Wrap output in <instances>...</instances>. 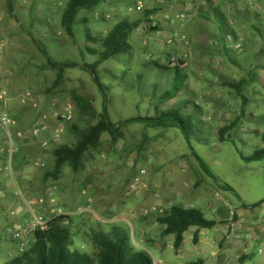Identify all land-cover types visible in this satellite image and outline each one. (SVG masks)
<instances>
[{
  "label": "rangeland",
  "instance_id": "rangeland-1",
  "mask_svg": "<svg viewBox=\"0 0 264 264\" xmlns=\"http://www.w3.org/2000/svg\"><path fill=\"white\" fill-rule=\"evenodd\" d=\"M227 1L231 0H217L222 4L220 7L226 5L228 8ZM233 1L231 5L236 8ZM68 2L0 0V95L6 94L0 103L17 113L11 115L3 109L0 114H7L12 124L16 122L22 127L19 132L24 138L11 130L15 147L19 140H32L39 145L34 141L37 137L42 143L51 144L53 151L65 145L74 146L79 134L99 122L105 106L111 122L120 127L119 139L114 142L111 135L104 134L99 146L85 154L78 175L68 167L64 169L67 172L63 180L68 186L75 182L73 187H93L83 194L73 195L81 202L78 206L95 196L98 202L130 212L128 217L134 216L137 210L152 207L159 216L164 211L160 213V208H156L159 207L157 199L141 205L137 203L143 194H151L148 190L154 182L160 190L168 183L173 184L176 191L166 196L167 205L194 208L207 220H214L208 204L196 201L187 205L179 199L181 191H187L185 185L189 184V179L190 183L200 180L212 191L216 185L230 186L233 191L222 190L219 191L221 198L214 196L216 204L221 203V199L240 206L264 204V162L247 164L242 160L243 155L250 156L263 147L260 137L264 131V82L250 75L255 65L263 60L256 57L258 49L254 44L250 46V38L252 41L258 39L253 36L256 32L250 29V19L254 11L264 12V0H240V3H247L243 5L244 22L243 13L235 16L233 9L226 14L225 24L214 14L212 21L203 20L213 36L206 30L194 32L193 36L183 31L182 26L193 21V15L185 6L188 0H106V4L101 2L95 8L81 10L76 17L73 36H70L62 23ZM137 2L142 3L141 8L136 6ZM156 8L160 10L154 11L152 20L144 23L145 12ZM122 21L139 22V29L129 38L131 50L128 54L97 70L96 76L103 86L101 90L86 69L97 60L87 51L92 48L87 36L96 41L104 39ZM229 21H233V27ZM154 24L159 31H151ZM242 24L247 27L248 36L236 39L231 29L238 30ZM260 29V39L264 41V24ZM237 45L242 49L235 50ZM40 50L53 64L67 66L58 86L55 84L58 70L48 65ZM174 59L181 61L189 81L179 98L161 104L160 96L170 89L174 72L163 71L154 63L169 66ZM239 81L244 82L241 97L227 85ZM195 105L199 109L193 110ZM69 108L74 112L71 123L60 119L43 122L45 116L56 113L61 117ZM177 108L192 117L197 129L190 136L191 145L178 129L125 124L130 119L153 118ZM241 110L243 116H236ZM240 118L238 126L230 133V140L221 142L220 131ZM41 123L46 128L36 133ZM251 129H255L254 132H250ZM194 153L218 182L206 174ZM35 157L31 164L39 162ZM5 190L9 196L3 201V208L0 207V215L10 207L14 191L9 182ZM154 191L155 197H159L157 189ZM57 199L59 201L58 197L49 200L55 204ZM11 216L12 213L0 220V230ZM127 221L135 227L131 219ZM119 224L128 234L131 232L127 225ZM71 250L88 255L93 251L91 246L83 247L77 236ZM7 251V247L0 244V264L8 261Z\"/></svg>",
  "mask_w": 264,
  "mask_h": 264
},
{
  "label": "crops",
  "instance_id": "crops-1",
  "mask_svg": "<svg viewBox=\"0 0 264 264\" xmlns=\"http://www.w3.org/2000/svg\"><path fill=\"white\" fill-rule=\"evenodd\" d=\"M104 1L103 3L106 4V0ZM233 2L236 8L231 5L232 0L227 1L228 8L226 5L220 7L222 4H218L217 0H188V4L185 6L189 14L193 15V21L182 26V28H184L183 31L193 36L194 32L206 30L207 34L213 36L209 29L206 28L207 25L202 21H212L214 14L225 24L227 19L226 14H230V9H233L235 16L238 12L240 13L238 6L242 2L240 3V0H234ZM156 9L145 12L144 23L152 20V13H156L154 11L158 12L160 10ZM225 10H228L227 13H225ZM256 13L257 15H255ZM251 14L252 12H250V15ZM244 15L246 14H243L242 22H244ZM252 15L253 17L250 19V29L256 32L253 33V36H256L258 39L252 41L250 38V46H253L252 43L254 44L258 49L255 55L256 57L260 56L263 62L255 65L250 75L255 79L257 78L260 82H264V41L260 39V35L262 36L260 28H262L264 24V12L254 11ZM217 28L219 30L222 29L219 26ZM246 28L247 27H244L242 24L241 28L238 30L231 29V35L234 36L235 34L234 37L239 39L241 36L247 34ZM223 62H225L224 59ZM233 63L238 66V63ZM160 64L165 65L162 62ZM225 64L228 65L227 63ZM223 75L224 77L226 76L225 73ZM230 107L231 105H228V108ZM3 109H7L11 115L17 114L14 109L13 112H10L11 109L8 108L7 104L1 105L0 103V113ZM23 113L25 114V112ZM243 114V110H241L240 114H236V116L241 115L240 117H242ZM11 127L10 132L13 129L14 133L18 132L19 138H24L23 134L19 132V129L22 128L19 124L13 122ZM254 130L255 129H251L250 132H254ZM262 132L264 133V131ZM34 141H37L39 145L32 143V140L28 142H21L19 140L18 147L16 145L18 152L13 159V173L11 175L5 172L0 173V207L3 208V201L5 199L7 200L9 196L7 190H5L7 189L8 182L12 185L14 191L11 194L10 207L5 211L13 207L16 192L21 193L26 201L41 197L48 198L49 195H52L53 199L58 197L59 201L57 199V202L52 204L51 200H47L45 205L35 209L33 215L28 214L20 203L17 204L13 209L12 216L8 218L7 222L1 228V247H7L9 250L12 246L11 242L3 237V232L9 226L18 223L25 224L37 218L51 221L60 216H69L72 218V232L74 234H79L88 228H95L98 225H102L105 229H108L109 224L121 226L119 223H124L130 228L131 232H135L137 240L144 241L142 249L151 255L153 264H264V204L258 207H251L245 204L240 206L228 200L223 202L222 199L220 200L221 203L216 204L214 203L215 201H213L214 196L221 198V193L219 191L223 190L222 187L216 185L215 190L212 191L211 188L207 189L200 180L190 183L189 179V184L185 185L188 189L185 192L181 191L179 199L182 201L184 200L187 205L196 201L208 204L207 209L214 219L211 221L216 222L217 225L211 230L190 229L184 234L181 247L175 249V238L172 236L164 237L162 234L163 228L155 221L158 214H148L153 207L150 210H137L134 216L130 215V217H128L127 215L130 212L111 206L110 203L105 205L102 202H98L95 200V196L87 200L86 204L82 202L81 206H78L81 202L74 198L73 195L75 193L83 194L86 189H93V187H73L75 182L73 185L70 183L71 186H68V183H64L63 180V175L67 171H63L58 178H49L48 175L53 172L55 165L52 145L47 142L42 143L38 137ZM35 146L36 149L34 148ZM35 156L38 157L39 162L35 161V163L31 164V159L33 157L36 158ZM6 159V146L4 144V138L0 133V165H2ZM156 189L159 192V197H155L156 193L154 190ZM206 190L209 191L206 192ZM148 191H150L151 194L149 195V192L145 193V195L143 194V197H140L137 205H141L143 202L153 198L157 199V206L159 207L156 208H160V213L173 207L171 203V205L166 204V199L168 198H166V196L173 195V191H176L173 184L166 183V187L160 190L159 185L154 182L153 186H151V189ZM57 207L59 208L57 209ZM183 208L189 209L188 207ZM129 219L132 220L135 227H132L130 222L127 221ZM115 220L118 222H115ZM191 230L194 231L191 233ZM131 232L129 235H131ZM196 236L197 242L195 243L194 240ZM29 241L33 242L34 238L30 237Z\"/></svg>",
  "mask_w": 264,
  "mask_h": 264
},
{
  "label": "trees",
  "instance_id": "trees-1",
  "mask_svg": "<svg viewBox=\"0 0 264 264\" xmlns=\"http://www.w3.org/2000/svg\"><path fill=\"white\" fill-rule=\"evenodd\" d=\"M101 2L105 1L69 0L62 15V23L67 34L73 36L76 17L81 10L95 8ZM240 13L245 14L244 11ZM139 25V22L130 23L122 21L104 39L96 41L92 37L87 36L92 44V48H88L87 51L89 55L96 57L97 60L94 64L86 66V69L94 77L96 84H98L101 90H103V86L96 76L97 70L103 64L130 52L131 46L128 41ZM151 31L157 32L159 29L154 27ZM40 52L46 58L48 65L57 68L59 75L55 84L58 86L67 66L53 64L44 52L41 50ZM182 65L181 61L170 63L169 66L154 63V66L163 71L174 72V79L170 89L160 96L161 104H167L176 100L181 95L182 90L185 89V85H187L189 79L186 72L182 69ZM227 85L234 89L236 94L241 97L244 82L239 81L238 83ZM197 109H199L197 105L193 106V110ZM99 117L100 120L95 126L79 134L74 146L65 145L53 151L55 165L53 172L48 175L49 178H58L63 173L65 167L70 168L75 175H78L81 172L85 154L89 150L96 149L99 146L100 139L104 134L108 133L111 135L114 142L119 139L120 133L118 129L120 127L111 122L105 106ZM241 119H237L232 125L220 131L221 142L230 140V133L238 126ZM135 123L144 124L150 129H178L189 144L190 136L197 130L192 122V117L184 114L180 108L170 109L153 118L130 119L125 124ZM260 139L263 147L254 151L250 156L243 155L242 160L245 163L264 162V133ZM194 156L200 160L195 153ZM200 164L206 174L218 182L209 173L201 160ZM222 189L230 192L233 191L230 186H223ZM261 204H256L253 207H258ZM155 221L163 228L162 234L164 237L172 236L175 238V249L181 247L184 240L183 236L190 229L211 230L217 225L216 222L207 220L201 211L194 208H183L182 206L171 207L157 216ZM66 222H68V225ZM72 225V218L69 216H60L48 221L47 228L35 234L34 241L25 254L22 257L8 260L5 264H153L151 255L143 249L136 248L132 243L130 235L123 227L117 224H109L108 229H105L102 225H98L95 228H88L79 234L72 232ZM76 236L82 242L83 247H92V255L71 250ZM194 242H197V236Z\"/></svg>",
  "mask_w": 264,
  "mask_h": 264
},
{
  "label": "built area",
  "instance_id": "built-area-1",
  "mask_svg": "<svg viewBox=\"0 0 264 264\" xmlns=\"http://www.w3.org/2000/svg\"><path fill=\"white\" fill-rule=\"evenodd\" d=\"M160 5H162L163 3L160 2ZM247 3L242 2L239 5V11H243V5H246ZM136 6H138L139 8L142 7V3L141 2H137ZM230 27L234 26L233 21H229ZM157 27L155 24L153 25L152 28ZM231 37H227V41L230 42ZM235 50H241L242 47L241 45H237L234 47ZM178 60L174 59L173 63H177ZM6 94L4 93V95H0V100H3L4 96ZM73 116H74V112L72 110V108L66 109L65 110V114L63 116H59V114L54 113L53 115H49V116H45L43 118V122L47 121H53L54 119H56L57 121L59 119H62V121H64L65 123H71L73 120ZM11 120L8 117L7 114H0V133L4 138V144L6 146V152H7V159L5 160V162L0 165V173H8V174H12L13 173V159L16 155V153L18 152V150L16 149L15 145H14V141H13V137L12 134L10 132V127H11ZM45 124L41 123V126L35 129V132H39L40 130L45 129ZM52 195H49L48 198H37V199H32L30 201H26L22 194L19 192H16L15 196H14V205L13 207L8 210V211H4L1 215H0V220L3 218H7L9 216L10 213L13 214V209L15 208V206L17 204H21L25 211L30 214L33 215L34 213V207H39V206H43L45 205V203L47 202V200L51 199ZM156 210L152 209L149 211L148 214H156ZM84 214V213H82ZM66 224L68 225V222H66ZM48 226V221H46L43 218H37L34 219L32 222H28V223H18V224H14L12 226H9L5 229V231L3 232L4 234V238L6 240H9L12 244L11 248L7 251V258L8 260H13L19 257H22L27 250L30 248L31 243L29 241L30 237L35 236V234L38 231H43L47 228ZM0 234H1V230H0ZM131 240L133 245L138 248V249H142L143 245H144V241L143 240H137L135 233L132 231L131 232Z\"/></svg>",
  "mask_w": 264,
  "mask_h": 264
}]
</instances>
